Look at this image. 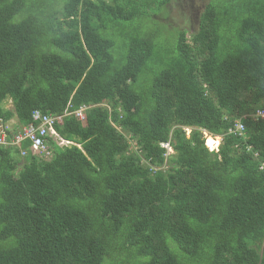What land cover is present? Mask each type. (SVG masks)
Masks as SVG:
<instances>
[{
    "label": "trees",
    "instance_id": "16d2710c",
    "mask_svg": "<svg viewBox=\"0 0 264 264\" xmlns=\"http://www.w3.org/2000/svg\"><path fill=\"white\" fill-rule=\"evenodd\" d=\"M51 1L0 0V120L83 118L0 150V264H264V0L209 1L167 58L137 21L170 0Z\"/></svg>",
    "mask_w": 264,
    "mask_h": 264
},
{
    "label": "rangeland",
    "instance_id": "374dc122",
    "mask_svg": "<svg viewBox=\"0 0 264 264\" xmlns=\"http://www.w3.org/2000/svg\"><path fill=\"white\" fill-rule=\"evenodd\" d=\"M209 1L220 2L222 4L228 3L230 0H170L167 6H163L160 11L152 12V16L148 20H138L137 22H148L147 27H141L140 24V32H159L160 36L157 37V41L163 45H161V49L159 51L160 55L164 58L168 57L169 52L173 49L175 45L176 39V32L179 30H188L189 32L193 33L197 30L199 25V14L203 11L204 6ZM64 0H53L51 1L50 5L47 6L48 11H53L56 9H61L63 6ZM44 5H42L44 8ZM32 13V11L30 10ZM19 13L27 14V8L20 11ZM18 14V13H17ZM16 14V15H17ZM14 15L13 21L17 22L21 20L20 15ZM30 15V13H29ZM156 15V16H153ZM36 17L38 21L41 23L45 22V20L40 18L39 11L36 12ZM151 20H156L159 24L157 25L155 22ZM110 33H116V31L110 30ZM46 34V33H44ZM43 34V43H47L48 40L46 39V35ZM118 44H121L120 39L117 40ZM151 101V100H150ZM4 106L7 108H12L10 101H5ZM14 118V117H13ZM12 123H16L15 119H12ZM54 135V134H53ZM56 137V135H54ZM207 138H213L211 136H207ZM206 138V141H207ZM58 145H61V141L59 138ZM217 147V143L215 144ZM176 153L175 151H169ZM46 158H48V153L44 150L41 152ZM16 159L19 161L18 170L21 168V164L24 161L23 157L21 156L20 152L16 153Z\"/></svg>",
    "mask_w": 264,
    "mask_h": 264
},
{
    "label": "built area",
    "instance_id": "2783aa9c",
    "mask_svg": "<svg viewBox=\"0 0 264 264\" xmlns=\"http://www.w3.org/2000/svg\"><path fill=\"white\" fill-rule=\"evenodd\" d=\"M74 113L80 119L83 118L81 110H76ZM65 114L67 113L62 114L61 116H55L48 113H43L37 109L33 110L31 117L35 123L20 126L16 131V134H10L9 136L0 125V150L17 149L21 156H24L26 150L21 147V144L24 141H28L29 149H31L32 152L42 154L41 152L45 150L44 137L50 132L54 133L55 121ZM253 118L255 120L264 119V108L256 109L253 114ZM243 128L244 125L239 119L238 122H236L235 131L241 133ZM260 168L263 169V165H260Z\"/></svg>",
    "mask_w": 264,
    "mask_h": 264
},
{
    "label": "clouds",
    "instance_id": "9594fccd",
    "mask_svg": "<svg viewBox=\"0 0 264 264\" xmlns=\"http://www.w3.org/2000/svg\"><path fill=\"white\" fill-rule=\"evenodd\" d=\"M6 107V106H5ZM76 111V110H75ZM75 111H72V112H65L64 111V113H67V114H69V113H74ZM255 112V111H254ZM254 112L252 113V118H253V114H254ZM63 113V114H64ZM32 114V113H31ZM66 115V114H65ZM55 116H57V115H55ZM12 119L13 118H11L10 120H8V121H5V122H2L1 120H0V125H1V128L2 129H4V131L6 132V134L9 136L10 134H13V132H14V130H15V128H14V125L17 123V119H16V123H12ZM241 120V122H242V118L241 117H238V118H235L234 120H233V124L228 128V130H227V133L228 134H231V135H244V131H245V126H244V128H243V131L241 132V133H239L238 131H235V126H236V122H238V120ZM254 119V118H253ZM255 120V119H254ZM243 123V122H242ZM244 125V124H243ZM20 126H23V125H19V126H17V129H16V131L19 129V127ZM183 129H184V131H185V136L186 137H189V135H190V132H191V130H192V128L191 127H189V126H185V127H183ZM202 132H203V140H204V144L206 145V147L209 149V150H213V149H215V150H217V148H218V146H219V144H220V142H221V136H219V135H214V134H212V133H208L207 131H205V130H202ZM51 134H55V131H54V133H52V132H50ZM49 133V134H50ZM207 136H211V137H213V138H217L218 139V142H217V147H215V144H213V145H208L207 144V142H206V138H207ZM45 138V137H44ZM58 138V137H57ZM125 138L128 140V142L130 143V145H132L133 146V148L134 149H136V146L134 145L135 143L130 139V136H128V135H125ZM59 140L61 141V145H65L66 143L64 142V141H66L67 143H69L67 140H64V139H61V138H59ZM23 143V142H22ZM44 144H45V140H44ZM159 145L161 146V147H163L164 149H166V151H167V153L168 154H173V152H169V151H174L173 150V148H172V146H171V140H170V138L168 139V140H166V141H163V142H160L159 143ZM13 150H17V149H13ZM26 150V149H25ZM29 150H31V149H29ZM18 151V150H17ZM45 151H46V149H45ZM32 152V151H31ZM18 153H19V151H18ZM34 153V152H33ZM43 155V154H42ZM44 156V155H43ZM49 157H50V155H48ZM48 157V158H49Z\"/></svg>",
    "mask_w": 264,
    "mask_h": 264
},
{
    "label": "bare ground",
    "instance_id": "6f19581e",
    "mask_svg": "<svg viewBox=\"0 0 264 264\" xmlns=\"http://www.w3.org/2000/svg\"><path fill=\"white\" fill-rule=\"evenodd\" d=\"M210 141H211V143H210ZM206 142L208 145H213V144H216L218 142V139L217 138H207Z\"/></svg>",
    "mask_w": 264,
    "mask_h": 264
},
{
    "label": "crops",
    "instance_id": "0c3cea01",
    "mask_svg": "<svg viewBox=\"0 0 264 264\" xmlns=\"http://www.w3.org/2000/svg\"><path fill=\"white\" fill-rule=\"evenodd\" d=\"M13 119H15L16 120V117L14 116V118ZM65 143H67L66 141H64Z\"/></svg>",
    "mask_w": 264,
    "mask_h": 264
},
{
    "label": "snow or ice",
    "instance_id": "6c2138e0",
    "mask_svg": "<svg viewBox=\"0 0 264 264\" xmlns=\"http://www.w3.org/2000/svg\"><path fill=\"white\" fill-rule=\"evenodd\" d=\"M210 143H211V141H210Z\"/></svg>",
    "mask_w": 264,
    "mask_h": 264
}]
</instances>
